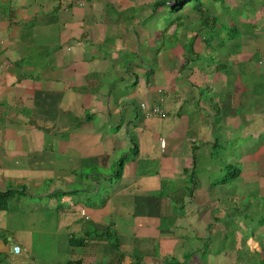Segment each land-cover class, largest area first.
I'll return each instance as SVG.
<instances>
[{
  "label": "crops",
  "instance_id": "0c3cea01",
  "mask_svg": "<svg viewBox=\"0 0 264 264\" xmlns=\"http://www.w3.org/2000/svg\"><path fill=\"white\" fill-rule=\"evenodd\" d=\"M85 1L0 0V264H264V7L196 60L152 49L156 0ZM232 161L257 203L215 189Z\"/></svg>",
  "mask_w": 264,
  "mask_h": 264
},
{
  "label": "rangeland",
  "instance_id": "374dc122",
  "mask_svg": "<svg viewBox=\"0 0 264 264\" xmlns=\"http://www.w3.org/2000/svg\"><path fill=\"white\" fill-rule=\"evenodd\" d=\"M151 1H153V0H149V2H151ZM237 3L238 4L234 5L233 8L231 9L229 7V3H227V2L226 3H223V2L211 3V2H209L206 6L209 7V14H210V12H211V14L212 13L213 14L207 18L206 24L208 26H206V25L202 26L200 24V21H197V19L201 18V14L195 13L193 10L189 9V8H193L191 6V3H190V5H188L186 7V9L180 11V13H177V12L174 13L171 11V9H167V10L159 9L161 11L158 12L159 14L157 15V17L151 22L152 26L150 28L152 29V31H150V32L148 31L149 35L148 34L147 35L145 34V35L147 37L152 36L154 38L155 45L152 47V49H154L155 51H158V52L162 51L163 52L165 49L164 45H166L167 48H169V47L171 48L173 45V42L175 41L176 43L181 44V45L183 43L186 44L188 47L187 57L196 59V58H198V56L196 55L198 50H200L202 48L201 46H199V49L195 47V44H197L196 43L197 40H199V42H201V41H204L205 38H207L211 42V44H215V43L220 44L222 39H223L224 43H230V44L233 41H241L242 42L245 40L246 35H244L243 31H241V29H240L241 28L240 26L244 25V24H241L239 26L240 19L242 17L247 18L248 16H251L249 12L255 13V12L259 11L260 9H262L264 7V0H238ZM171 4L173 5L174 2H172ZM142 5L145 7V9L148 11V14H149L150 9L148 7V4H146L144 2V3H142ZM263 11L264 10H261L259 13V15H260L259 19L260 20H261V17H263ZM252 19L255 20L256 18L252 17ZM252 19H251V22L248 21L249 23H246V24H252L253 23ZM157 29H158V31H157ZM234 29H236L237 31ZM238 30H239V32H238ZM152 32L154 34H152ZM157 32H158V35L156 36L155 33H157ZM195 38H197V39H195ZM149 40L151 41V39H149ZM192 40H193V43H192ZM141 42H145L143 40V38H142ZM191 43L194 45L191 46ZM203 43L204 44H202V46H205V44H206L205 41ZM191 47L193 48L192 50H190ZM218 48H220V46H218ZM177 49H178V47H177ZM143 52H145V50ZM211 52H212V50H211ZM173 53H174V56H176L175 52H173ZM202 57L203 56L201 55V58ZM174 60H175V58H174ZM210 63H211V60H208L207 64H210ZM186 66L188 67V64H186ZM111 78L112 77H110L109 80H111ZM215 109L219 110V108L216 106H215ZM239 141H240V139H235V140H233V142L231 141V143L227 142L225 146H220L217 151L220 153H223L222 157L227 159L229 152L231 154H233V152H232V150H233L237 153L238 157L240 158V156H243V152L245 154L246 146L240 145ZM235 143H238L239 146L236 147L237 144H235ZM258 143L259 142H257L256 145ZM227 145H230L228 147V149H226ZM236 148H238V149H236ZM224 164H227V165L232 164V165H230L231 168L228 169V171H226L224 169V166H223V172L221 173V175L217 174L216 180H217V183L219 185L217 188H215L217 190V192H223L224 191V195L230 194L231 197L229 199V202H232L233 197L237 196V198L240 200L238 202L237 199H235V201L237 203H240V204L249 203V202H256L257 203L258 202V199H257L258 195H257L256 187L255 186L246 187L244 185L243 186L241 185L242 181H241V177H240V171L242 170L241 169L242 164L239 163V161L238 162L232 161V162H227ZM105 170H106L105 171L106 174H109L110 172H112V170L114 171V169L111 170V168L110 169L106 168ZM92 171L94 173V170L89 169L88 171L84 172V175L86 173V174H89L90 176H92L91 175ZM235 171L238 172V174L236 176H235V174H236ZM81 175H83V174L79 173L75 179L77 181H79L80 180L79 177ZM86 176L87 175H85V177ZM112 180H114L113 182H116L117 179H116L115 175L112 177ZM84 181L88 182V183L92 182V180L88 181L87 179H84ZM237 183H240L238 185V187H237ZM234 184L236 185L237 188L235 187ZM239 193L241 194V196L238 195ZM173 196H174V194H173ZM99 197H102L101 193H100ZM86 215H87V213H86ZM124 226H126V225H123V227ZM116 234H118L117 230H115V234H113L109 238V240L111 241L112 244L117 242V238L115 237ZM212 240L213 241L208 245L209 247L202 248L200 251L197 250L198 255L201 257H204L203 259L208 258L207 256H208L209 252L213 253L214 250H218L219 248L223 249L224 245L231 247L236 242V241H234V238H232V235H228L227 237H224L222 239V241L216 240L215 238H212ZM145 246H150L151 249H153V250L157 249V247L154 243L144 245V247ZM48 250H50V249H48ZM190 256H189V260H192L193 256L192 257H190ZM168 260H170V259L168 258ZM105 261H103V262H105ZM99 262H102V261H99ZM184 262H186V260ZM250 264H253V261H250Z\"/></svg>",
  "mask_w": 264,
  "mask_h": 264
},
{
  "label": "trees",
  "instance_id": "16d2710c",
  "mask_svg": "<svg viewBox=\"0 0 264 264\" xmlns=\"http://www.w3.org/2000/svg\"><path fill=\"white\" fill-rule=\"evenodd\" d=\"M174 2V4L172 5L171 3ZM209 2L211 3H218V2H223V3H229V7L231 8V5H230V1L229 0H156L154 1L153 3V9H154V13H158L160 12L162 9H171L172 12H177V13H180V11L186 9V7L188 5H190L191 3V6L193 8H189L190 10H193L195 13H199L201 14V18L200 19H197V21H200V24L202 26H208L206 23H207V18L212 15L211 12L209 14V7L206 6ZM161 9V10H159ZM207 16V17H206ZM204 21V22H203ZM236 30V29H234ZM237 31V30H236ZM207 41H209L207 39ZM192 43H193V40H192ZM191 43V46L194 45ZM187 45H185V51L187 53ZM193 48L191 47L190 50H192ZM121 162V161H120ZM122 166V165H121ZM235 176L238 174L237 171H235ZM118 176H121L120 172L118 174ZM0 206H2L0 204ZM137 213H143L142 211L138 210ZM104 236H109V235H104ZM88 237V236H87ZM83 244H86V238L84 237H76L74 236V245H83ZM188 259V257H187ZM99 264H102V263H99ZM173 264H183L182 262L179 263V262H175Z\"/></svg>",
  "mask_w": 264,
  "mask_h": 264
},
{
  "label": "built area",
  "instance_id": "2783aa9c",
  "mask_svg": "<svg viewBox=\"0 0 264 264\" xmlns=\"http://www.w3.org/2000/svg\"><path fill=\"white\" fill-rule=\"evenodd\" d=\"M75 1L78 4H80V5H84L85 4V0H75ZM259 65L264 66V57L259 61ZM142 107L145 108L144 104L142 105ZM145 109H147V108H145ZM146 115L147 116H163L164 113H163V111L161 110V108L159 106H156L154 108L147 109ZM162 144L165 145L164 140H162ZM81 214L86 216V211L85 210H81ZM20 249H21L20 246H15L14 247V250H15L16 253H19Z\"/></svg>",
  "mask_w": 264,
  "mask_h": 264
},
{
  "label": "clouds",
  "instance_id": "9594fccd",
  "mask_svg": "<svg viewBox=\"0 0 264 264\" xmlns=\"http://www.w3.org/2000/svg\"><path fill=\"white\" fill-rule=\"evenodd\" d=\"M263 57H264V56H263ZM263 57H262V58H263Z\"/></svg>",
  "mask_w": 264,
  "mask_h": 264
}]
</instances>
